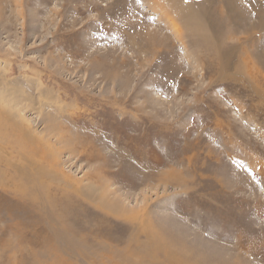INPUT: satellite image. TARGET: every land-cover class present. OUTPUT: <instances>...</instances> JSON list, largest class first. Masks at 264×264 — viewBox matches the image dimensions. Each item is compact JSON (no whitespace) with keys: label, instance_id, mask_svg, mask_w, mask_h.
Returning a JSON list of instances; mask_svg holds the SVG:
<instances>
[{"label":"rangeland","instance_id":"obj_1","mask_svg":"<svg viewBox=\"0 0 264 264\" xmlns=\"http://www.w3.org/2000/svg\"><path fill=\"white\" fill-rule=\"evenodd\" d=\"M155 1L0 0V108L24 119L34 145L14 132L7 146L56 162L67 184L106 187L155 242L165 225L214 262L264 264V0H233L254 30L240 21L223 35L235 47L226 70ZM222 5L211 0L214 18ZM0 215V229L30 221ZM99 220L89 224L123 247V224ZM40 223L0 236V264H34ZM67 245L55 263L84 264Z\"/></svg>","mask_w":264,"mask_h":264},{"label":"bare ground","instance_id":"obj_2","mask_svg":"<svg viewBox=\"0 0 264 264\" xmlns=\"http://www.w3.org/2000/svg\"><path fill=\"white\" fill-rule=\"evenodd\" d=\"M155 2L154 8H157L156 6L161 3L163 7L172 11L170 12L174 14L179 27L184 29V37L191 42L190 45L193 49H199V47L211 49L214 46L213 50L218 59L219 67L226 70L230 60L233 59L232 55L235 52V47L233 45L225 46L226 40L223 35L232 38V34L235 33L234 26L241 24L240 21L246 22L248 19L245 20L246 14L233 0H222V8L225 9L223 14H219L216 18H214L215 15L213 17L212 6H209L211 0H156ZM254 5L256 8V3ZM215 13L217 14V12ZM229 22H231L233 28L230 26V29H228ZM246 24L249 25L251 31L254 30L252 24L247 22ZM263 25L262 23L261 26ZM172 26H176L175 23ZM225 30L226 34H224ZM263 30V28H259V32H263ZM175 31H179L178 26ZM252 44L255 47H260L257 41H253ZM236 67L241 69L238 63ZM11 113L4 108H0V133L1 131L8 133L7 142L0 141V203H2L0 204V213L3 210L9 218L19 216L18 218L24 217L30 220L12 224V228L11 226L8 227L11 229L15 227L26 229L35 224H41L42 219L48 222V230L40 228L42 229L40 232L41 240L44 243L41 246L44 249L41 252L32 253L31 258L34 261H31L34 264H56L55 262L58 259L65 260L63 256H65L66 249L69 247L67 243L72 244V246L76 245L74 246L77 249L76 257L80 258L84 264H94L95 262L96 264H102L101 259L103 256H106L109 264H144L142 261L133 258L149 259L148 264H231L229 262L217 263L218 260L214 262L209 257L202 256L194 247L187 244L184 238L170 232L165 225L157 226L160 237L157 242L153 241L154 236L149 234L143 227L145 226L142 224L143 220H141L142 223L139 222L137 214H132V212L123 208L124 205L121 206L118 201L110 199L111 194H109L106 187L103 186L105 190L101 188L99 192L92 185L82 189L79 187L80 184H67L66 181L62 180L59 170H57V163L51 161L53 160L51 155L46 156L47 160L51 161L48 166L38 162L32 156L33 154L29 152H18L15 155L11 148L7 146L13 141L14 137L17 140L14 132L22 137L24 140L22 146L26 145L27 151L29 146L33 145V138L26 135L24 119L20 115ZM26 137L28 138L26 139ZM100 187L102 186L100 185ZM96 211L102 215H98ZM110 215L123 224L120 233H123L124 238L127 239L123 243V247H121V241L114 239L109 232H105L99 225L95 227L96 225L91 226L89 224L91 221L93 223L98 221V219L103 224L105 216ZM8 228H1L0 236ZM79 237H82L83 240ZM107 238L111 241H108ZM76 240L79 241L76 242ZM150 245L153 246V251L148 249ZM6 247L7 245L4 246V249ZM66 261V264L79 263L76 260H74L76 263ZM24 262H26V259Z\"/></svg>","mask_w":264,"mask_h":264}]
</instances>
